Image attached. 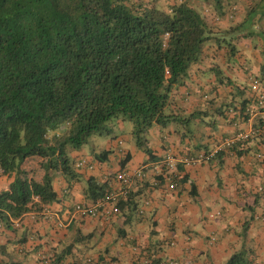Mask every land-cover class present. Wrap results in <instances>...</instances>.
Here are the masks:
<instances>
[{
  "label": "trees",
  "instance_id": "1",
  "mask_svg": "<svg viewBox=\"0 0 264 264\" xmlns=\"http://www.w3.org/2000/svg\"><path fill=\"white\" fill-rule=\"evenodd\" d=\"M242 1L0 0V178L12 180L6 190L0 191V229L16 234L13 221H18L25 229L19 238L22 246L28 245L30 237L37 239L33 224L43 221L42 211L58 200L55 176L62 175L68 184L79 180L77 169L85 166H78L83 160L74 161L70 152L81 150L92 135L106 130L107 122L129 121L136 146L149 161L156 158L148 139L152 126L164 129L191 120L192 115L177 111L172 95L174 89L185 85L191 72L215 74L216 82L208 83L213 97L207 99L205 93L200 94L214 104L218 87L231 84L217 62L220 51L224 50L226 62L232 63L242 39L263 36L256 28L264 17L261 0H244L250 6L240 22H233ZM226 17L231 21L225 24ZM205 60L209 68L202 70ZM251 78L249 84L233 90L232 94L238 95L233 109L226 110L232 102L210 108L236 124L248 122L247 108L264 110L258 106L251 86L264 76ZM201 113L206 111H197ZM257 118V124L252 123L256 132L235 139L227 147L219 143L213 155L221 158L227 150L241 153V147L252 138H264V120L259 115ZM240 131L243 129H237L231 137ZM190 132L187 128L181 134ZM120 151V172L104 180L90 177L84 205L104 201L117 190L114 185L131 160L128 151ZM109 154L104 150L95 159L103 163ZM257 156L261 158L262 154ZM179 168L182 170V165ZM133 189L110 202L117 209L110 216L118 217L105 222L114 229L118 241L128 239L127 227L133 215L140 213L139 193ZM262 195L264 188L254 196L251 216ZM28 214H33L34 220L26 219ZM85 218L97 217L77 219ZM250 218L242 223L239 248H233L222 264H264V249H257L261 233L250 234ZM68 230L75 232V239L60 253L34 248L39 254L38 264H67L71 257L73 261L68 264H118L109 248L98 259L89 255L96 248L90 244L97 238L94 232L84 234L76 221ZM79 244H84L82 250L77 248ZM130 244L140 247L133 264H164V258L153 255L151 247L135 241ZM79 252L82 262L77 260ZM26 259L27 254L19 258L0 245V264H25ZM168 261L181 264L177 259Z\"/></svg>",
  "mask_w": 264,
  "mask_h": 264
},
{
  "label": "crops",
  "instance_id": "2",
  "mask_svg": "<svg viewBox=\"0 0 264 264\" xmlns=\"http://www.w3.org/2000/svg\"><path fill=\"white\" fill-rule=\"evenodd\" d=\"M241 3L237 7L233 22H240L250 6V3H244V0ZM262 8L264 9V4ZM223 21L226 24L231 20L226 17ZM256 28L263 32V36L242 39L238 43L240 50L230 60L232 63L226 62L223 57L224 50L220 51L217 62L224 77L227 75L231 79V84L218 87L214 104L206 102L200 94L205 93L207 99L213 97L208 83L216 82L215 74L191 72L185 79V85L174 89L172 95L175 106L179 108L176 110L183 116L192 115L190 117L193 120L182 125L172 123L164 129L158 125L152 126L148 139L152 155L156 157L153 160L149 161L133 143L129 150H126L131 154L126 170L132 168L129 172H133L140 168L144 172V177L135 178L130 186V189L134 188L133 190L139 193L136 198L137 211L140 213L133 215L127 227V240H116L114 229L107 227L106 220L99 219V216L81 221L74 218L67 222L74 206L86 203L84 191L88 188L87 181L90 177L104 180L120 172L119 151L122 149L118 144L116 154L111 153L103 163L95 159V152L87 154L83 151L75 155L71 152L74 161L82 159L86 161V165L77 169L79 180L71 184H68L62 175L55 176L54 190L58 194V200L48 206L53 218H43L44 222L36 224L33 222L34 231L39 234L37 239L30 237L28 245L22 246L19 238L25 229L19 222L18 227H13L17 231L16 234L0 229V245L7 246L8 252L19 258L27 254L25 264H38L39 254L34 248L41 246V251L55 250L60 253L75 239V232L69 231L68 227L76 221L84 234L95 233L97 238L90 244L91 248H96L91 250L89 255H94L96 259L101 252L109 248L110 256L118 258V264H133L135 252H140L139 246L130 244L135 241L143 244V247H151L153 255L164 258V264H167L169 259H177L181 264H222L233 248H239L242 223L250 217L249 208L253 205L254 196L264 188V138H252L241 147V153L229 150L225 151L221 158L214 156L219 143L222 145L223 141L239 128L249 130L252 123L257 124L258 118L236 124L237 122L226 119L224 114L219 115L212 109L210 111V106L217 108L221 104L232 102L227 105L226 110L233 109L236 103L238 104V95L232 94L233 90L237 92L236 86L249 84L251 76H264V17ZM204 64L201 66L202 70L209 68L208 60H205ZM181 95L185 96L184 100L178 99ZM197 111H206V114L202 112L199 115ZM203 116L209 118L208 122L201 118ZM187 128H190L191 132L182 136L181 133L186 132ZM123 139L128 140V137ZM168 153L178 158L177 167L171 171L165 168L166 173H160L156 170V165L162 163ZM257 153L262 154L261 158ZM183 158H195L196 161L185 163ZM133 161L136 164L132 163ZM130 164L133 166L128 167ZM179 165H182V170ZM157 179L161 182L156 183ZM11 181L5 176L1 177L0 191L6 190ZM172 182L175 188L170 189L168 184ZM192 183L194 190L191 189ZM258 186L259 192L255 191ZM120 187L121 184L117 181L114 188ZM260 205L264 207V195L256 207ZM214 211L217 215L215 219L212 216ZM32 217L33 214H28L26 219L34 220ZM55 217L66 222V225L58 228ZM109 217L115 220L118 216ZM210 217L212 219H209ZM262 221L264 223V219ZM257 224L258 222L251 219L248 230L251 235L261 233V239L264 237V227L258 229ZM212 236L216 237L215 242L211 240ZM168 241H171V244H168ZM83 245L79 244L77 248L82 250ZM78 255L77 260L82 262L83 256L80 252ZM8 261L7 258L4 259V262ZM72 261L71 257L66 263Z\"/></svg>",
  "mask_w": 264,
  "mask_h": 264
},
{
  "label": "built area",
  "instance_id": "3",
  "mask_svg": "<svg viewBox=\"0 0 264 264\" xmlns=\"http://www.w3.org/2000/svg\"><path fill=\"white\" fill-rule=\"evenodd\" d=\"M251 86H252L253 91L256 93L257 100H258V106L264 107V79L262 80L255 79L254 82L251 84ZM247 111L250 116L249 120H251L257 115H259L264 120V110L261 111L259 110V108L251 107V108H247ZM254 132L256 131L253 128H250L249 130L240 131L235 136L228 137V139H225L222 145H225L227 147L235 139H238V138L245 139L251 134H253ZM216 150L214 151V153L216 152ZM164 158L165 159L162 163H159L156 165L157 171H159L160 173L162 172L166 173V171L164 170L165 168L170 171L176 169L178 158L174 157V155L170 153L166 154ZM182 160L185 163H188V162L193 163L196 161L195 158H183ZM85 165H86V161H80L78 164V166L80 167L85 166ZM143 177H144V172L140 168L133 172L124 171L123 173L119 175V179H118V181L121 184V188L111 192L105 198L104 201L95 203L93 205H84V204L75 205L74 210L69 217L70 220L74 218H78V217L79 218L89 217V216L98 217V214L101 215L104 220H108L109 216L112 213L117 212L116 208L114 209L111 208L112 206L110 202H115L119 197H122L123 194H125L127 190L130 188L131 183L133 182L135 178L142 179ZM174 186L175 184L173 182L168 184V187L170 189H173ZM42 217H44V219L46 220H50L51 218H53V214L49 210L48 207L42 211ZM55 220H56L58 228H62L65 226L64 223L58 219V217H55ZM18 225H19L18 221H13V227H18Z\"/></svg>",
  "mask_w": 264,
  "mask_h": 264
},
{
  "label": "rangeland",
  "instance_id": "4",
  "mask_svg": "<svg viewBox=\"0 0 264 264\" xmlns=\"http://www.w3.org/2000/svg\"><path fill=\"white\" fill-rule=\"evenodd\" d=\"M210 111H211V108H210ZM207 113H209V112H207ZM202 119L206 120V121L209 120V118H207L205 116H203ZM192 120H193V118H191L190 121H192ZM104 127H106V130H104L102 133L92 135L88 139L86 145H84L81 150L74 151V153L72 155H75L77 152L81 153L83 151L86 152L87 154L91 153V152H95V153L99 154L100 152H103L104 150L110 151V154L111 153L116 154V152H115L116 145H118L119 143H121L119 145V148L123 149L124 151L129 150L131 143H133L134 144L133 146H135L137 149H139L136 146L134 139L131 135L132 125L129 121L122 120V123H121L120 120H113V121L105 123ZM106 131H108V132H106ZM125 136L128 137V140L123 139ZM72 155L71 154L69 155L70 158H73ZM132 163L136 164V162H134V161ZM131 166H133V164H130L128 167H131ZM128 169H129L128 171L133 170L132 168H128ZM256 189L257 190H255V191H257V192L260 191L259 186L256 187ZM262 208H263L262 205H260V207H256L255 212L252 214V216L250 213L251 218L249 217L250 221L252 219L253 222H256V223L258 222V224H257L258 229L260 227H263V224H264L262 221L264 219V217L261 216L262 214H264V211H262ZM212 216L214 217V219L217 217L216 211L213 212ZM209 219H212V218L210 217ZM256 234L258 235L257 232H256ZM259 235L261 236V234H259ZM213 239H214V237L212 236L211 240H213ZM258 248L261 252L263 251V249H264V237L261 239L259 238V243L257 245V249Z\"/></svg>",
  "mask_w": 264,
  "mask_h": 264
},
{
  "label": "clouds",
  "instance_id": "5",
  "mask_svg": "<svg viewBox=\"0 0 264 264\" xmlns=\"http://www.w3.org/2000/svg\"><path fill=\"white\" fill-rule=\"evenodd\" d=\"M258 116V115H257ZM257 116H255L254 118H252L251 120H248V121H253L255 118H257ZM252 128V127H251ZM244 131V130H243ZM119 144H121V143H119ZM119 153H121V151H119ZM84 161V160H83ZM177 164H178V162H177ZM177 167V166H176ZM139 169V168H138ZM137 170V169H136ZM83 204V203H82ZM75 207V206H74ZM74 210V209H73ZM71 214V213H70ZM69 217H70V215H69ZM68 217V219H67V222L68 221H70V218ZM59 219V218H58ZM60 220V219H59ZM61 221V220H60ZM62 222V221H61ZM63 223H64V225H66V222H64L63 221ZM57 224V223H56ZM58 227V226H57ZM63 228V227H62Z\"/></svg>",
  "mask_w": 264,
  "mask_h": 264
}]
</instances>
